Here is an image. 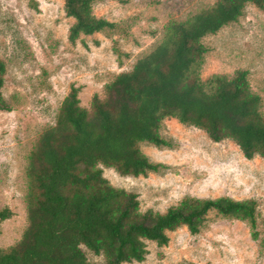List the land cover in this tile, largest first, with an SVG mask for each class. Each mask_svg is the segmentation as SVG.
Listing matches in <instances>:
<instances>
[{"label":"rangeland","instance_id":"374dc122","mask_svg":"<svg viewBox=\"0 0 264 264\" xmlns=\"http://www.w3.org/2000/svg\"><path fill=\"white\" fill-rule=\"evenodd\" d=\"M216 2L94 0V13L116 26L72 42L74 18L67 15L64 0H0L2 92L12 107L0 110V212H12L0 220V248L18 243L29 225V155L55 125L71 87L80 88V105L92 112L94 96L104 98L107 85L156 46L169 20H184ZM203 43L208 52L201 79L247 70L264 112V10L248 4L236 21L205 36ZM160 131L170 146L142 142L140 147L161 169L122 174L100 163L109 182L136 192L141 212H165L187 196L255 199L260 236H252L247 221L211 211L198 233L182 225L168 233V244L149 240L146 258L125 264H264V158L248 159L232 138L214 141L205 129L174 117L166 118ZM82 248L90 262L106 264L103 254Z\"/></svg>","mask_w":264,"mask_h":264},{"label":"trees","instance_id":"16d2710c","mask_svg":"<svg viewBox=\"0 0 264 264\" xmlns=\"http://www.w3.org/2000/svg\"><path fill=\"white\" fill-rule=\"evenodd\" d=\"M64 1L74 18L72 42L116 26L94 13V0ZM248 4L264 10V0H217L184 20H169L156 46L117 75L104 98L94 96L92 112L80 105V88L71 87L55 125L29 155V225L18 243L0 248V264H95L82 245L103 254L106 264L140 262L147 241L168 244V233L182 225L198 233L211 211L247 221L259 238L255 199L187 196L165 212H141L139 195L113 186L99 166L133 175L159 171L162 164L150 161L140 144L170 146L160 131L168 117L205 129L214 141L232 138L248 159L264 158L263 99L248 71L205 81L200 75L208 52L203 38L236 21ZM5 73L0 59V110H11L2 92ZM11 215L5 208L0 220Z\"/></svg>","mask_w":264,"mask_h":264}]
</instances>
